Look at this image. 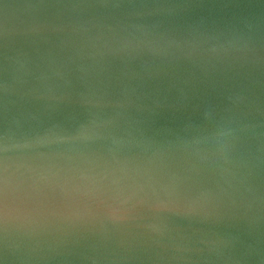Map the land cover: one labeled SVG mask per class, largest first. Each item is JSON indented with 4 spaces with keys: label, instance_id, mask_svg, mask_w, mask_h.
<instances>
[{
    "label": "water",
    "instance_id": "95a60500",
    "mask_svg": "<svg viewBox=\"0 0 264 264\" xmlns=\"http://www.w3.org/2000/svg\"><path fill=\"white\" fill-rule=\"evenodd\" d=\"M0 264H264V0H0Z\"/></svg>",
    "mask_w": 264,
    "mask_h": 264
}]
</instances>
